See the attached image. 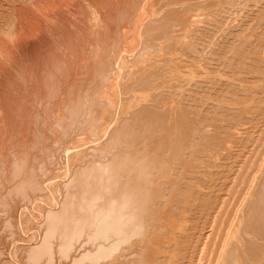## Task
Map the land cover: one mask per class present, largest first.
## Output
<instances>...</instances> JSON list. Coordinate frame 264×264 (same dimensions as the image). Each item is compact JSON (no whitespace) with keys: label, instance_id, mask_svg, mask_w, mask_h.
I'll return each mask as SVG.
<instances>
[{"label":"bare ground","instance_id":"obj_1","mask_svg":"<svg viewBox=\"0 0 264 264\" xmlns=\"http://www.w3.org/2000/svg\"><path fill=\"white\" fill-rule=\"evenodd\" d=\"M0 264H264V0H0Z\"/></svg>","mask_w":264,"mask_h":264}]
</instances>
